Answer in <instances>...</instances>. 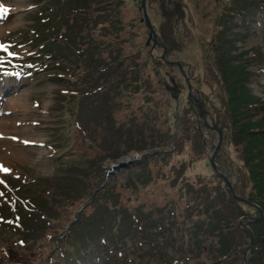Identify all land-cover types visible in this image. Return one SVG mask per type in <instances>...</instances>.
I'll use <instances>...</instances> for the list:
<instances>
[{
    "label": "rangeland",
    "instance_id": "374dc122",
    "mask_svg": "<svg viewBox=\"0 0 264 264\" xmlns=\"http://www.w3.org/2000/svg\"><path fill=\"white\" fill-rule=\"evenodd\" d=\"M0 1L11 10L0 44L14 53L0 51V121L14 125L0 144L11 150L0 156V264H242L248 247L246 262L252 234L236 229L238 248L219 257L210 227L223 214L247 227L264 208L233 198L209 159L249 195L228 88L244 80L260 96L242 122L264 129V0H144L163 57L141 0ZM165 60L181 63L200 107ZM20 92L26 106L9 109ZM49 191L69 196L48 197L63 222L83 212L65 239L50 214L46 233L23 234Z\"/></svg>",
    "mask_w": 264,
    "mask_h": 264
},
{
    "label": "trees",
    "instance_id": "16d2710c",
    "mask_svg": "<svg viewBox=\"0 0 264 264\" xmlns=\"http://www.w3.org/2000/svg\"><path fill=\"white\" fill-rule=\"evenodd\" d=\"M225 66L232 69L229 71V75L234 73V69L237 64L232 63L234 66H229L230 62L225 58L224 60ZM233 67V68H232ZM228 73V72H227ZM237 73V72H235ZM228 77V76H227ZM234 77V75H233ZM231 80H235L232 78V75L228 77ZM227 79V78H226ZM237 79V78H236ZM230 89L229 99H236L235 103L232 104L231 109L235 110L234 114V121L242 122L245 121L244 116L247 114V110L252 108L253 103H260L257 96L252 92L248 91V87L246 86L244 80H241L238 85H235ZM232 110V112H233ZM249 118V117H248ZM243 119V120H242ZM247 120V119H246ZM236 122V123H237ZM237 123L236 127V135L238 138L243 141V148L244 151V160L245 165H247V169L249 171V181L252 182V188L249 192V195H240L245 199L258 204L260 209L264 208V129L251 130L246 129L243 126V123ZM235 123V124H236ZM144 169H140L139 171L135 172L136 177L139 176L140 173H143ZM53 197L54 199H67L69 196L64 193L53 192L51 195V191L47 193L44 199L38 202L37 207L33 208L32 210V217L34 219L35 225H25V230H23V234H27L29 237H36L37 235H42L46 233L47 225L44 223L46 219V215H53V217L58 221V223L63 222L60 220L59 212L60 210L56 207L55 203L50 202V198ZM48 198L46 201L45 199ZM233 198H231L232 200ZM249 205V204H248ZM209 211H214V209L210 206ZM240 214H243L241 212ZM220 216V215H219ZM229 220L228 214H223L220 218V222H217L216 225L210 227L211 231H214L217 237V250L220 254L219 257L226 256L230 251L234 248H238V244L236 245L235 242H231L233 239V232L236 229H243V231L247 235H253L252 244L249 248V251L246 256L247 264H264V253L260 252L259 244L264 245V215L262 214L259 219H246V222L250 223L247 227L243 226V220L237 221L236 225L230 226L227 225ZM84 222L83 212L78 214L77 216H73L72 220L68 222H63V232H59V236H63V239L68 237L69 233L75 232V230L81 226ZM72 223V224H70ZM225 224V225H223ZM67 230V231H66ZM69 232V233H68ZM93 235L97 236L100 234V230L94 231ZM94 237L89 238V240H93ZM248 242V240H247ZM62 244V243H61ZM236 245V246H235ZM60 249V243L57 246ZM259 249V250H258ZM63 252V251H62ZM261 253V255H260ZM70 263L78 264V260L73 255H70L69 258ZM52 261V260H51ZM51 261L48 259H44L41 261V264H50ZM223 264H233V257L229 258Z\"/></svg>",
    "mask_w": 264,
    "mask_h": 264
},
{
    "label": "water",
    "instance_id": "95a60500",
    "mask_svg": "<svg viewBox=\"0 0 264 264\" xmlns=\"http://www.w3.org/2000/svg\"><path fill=\"white\" fill-rule=\"evenodd\" d=\"M141 6H142V11H143V15H144V18H145L146 24H147L148 29H149L147 41H148L150 38H152L154 43H157V44L161 45V46L163 47V52H162V54H161V57H163V56H164V53L167 52V47H166V45H165L163 42H161V41H157V39H156V36H155V30H154V28H153V24L151 23V21H150L148 15H147V12H146V9H145L144 0H141ZM165 61H166V63H168V64H172V63H174V64H176V65L178 66V68H179V70L181 71V73L185 76L186 85H187V88H188V96H192V97L197 101V103H196L197 106L200 107L199 95H197V96H193V94H192V92H191V89H192L193 87L191 86V84H190V82H189V79H188V76L186 75L185 71L183 70V67H182L181 63H180L178 60H165ZM196 92H197V91H196ZM212 128H215V129H216V131H217V133H218V137L220 138L221 135H220V130H219V128H218L216 125H213ZM212 157H213V156H211L210 159H209V160H210V165H211L212 168L218 173V175H220V176L224 179L226 185L228 186V188H229V190H230V192H231V196H232L233 198H235L236 200H239V201L245 202V203H247V204L255 205L254 202H251L250 200L245 199V198H243L242 196H240L239 194L236 193V191L234 190L233 184H232V182H231V178H228V177L225 176L221 171H219L218 169H216V166L214 165V162H213V158H212ZM122 163H124V162H119V164H122ZM255 206H256V205H255ZM261 215H262V213L259 212L258 216H252V217H250V220H251V219H259V217H260ZM250 244H251V239H250V241H249V245H250ZM247 250H248V247L245 249V252H244V254H243V256H242V264H246V262H245V253L247 252Z\"/></svg>",
    "mask_w": 264,
    "mask_h": 264
},
{
    "label": "bare ground",
    "instance_id": "6f19581e",
    "mask_svg": "<svg viewBox=\"0 0 264 264\" xmlns=\"http://www.w3.org/2000/svg\"><path fill=\"white\" fill-rule=\"evenodd\" d=\"M0 3H1V1H0ZM0 30H1V27H0ZM24 93H25V91H23ZM25 96H23V94H22V92H20V93H14V94H12L8 99H7V105H8V108L9 109H11V110H18V111H20L21 109H23L25 106H26V99L24 98ZM5 104H6V102H5ZM28 107V106H27ZM5 109H7V108H5ZM6 111V110H5ZM12 113V112H11ZM13 113H15V112H13ZM18 113V112H17ZM16 113V114H17ZM4 114V113H3ZM6 115V114H5ZM8 115V114H7ZM14 116V115H13ZM12 116V117H13ZM6 117V116H5ZM4 119V118H3ZM7 120V119H6ZM8 122V121H7ZM12 123V122H11ZM10 124V123H9ZM7 127L8 128H13L14 127V125H13V123L10 125V126H8V124L6 123V121H0V144L1 143H4V142H6V140H5V138H4V132L6 133V130H7ZM21 129H23V128H21ZM9 130V129H8ZM17 130V129H16ZM25 132V131H24ZM8 135H9V133H8ZM10 136V135H9ZM28 136H30V134L28 135ZM8 137V136H7ZM12 137V136H11ZM11 137H9V139H8V141L10 142V141H12V140H14L13 138H11ZM25 137V136H24ZM31 138V137H30ZM29 138V139H30ZM17 139V138H16ZM15 143H16V141H14ZM5 145V144H4ZM13 149H15V148H13ZM2 150V149H1ZM8 151H9V149H8ZM2 152V154L0 155L1 157H3V156H5V155H8V153H10L11 152V150H10V152H7V151H1ZM15 153V152H14ZM17 154V153H16ZM15 154V155H16ZM11 155V154H10ZM14 155V156H15ZM13 156V155H12ZM3 161V160H2ZM5 162V161H4ZM1 165V164H0Z\"/></svg>",
    "mask_w": 264,
    "mask_h": 264
},
{
    "label": "snow or ice",
    "instance_id": "6c2138e0",
    "mask_svg": "<svg viewBox=\"0 0 264 264\" xmlns=\"http://www.w3.org/2000/svg\"><path fill=\"white\" fill-rule=\"evenodd\" d=\"M10 11H11L10 8L6 7L3 3H0V21L5 19ZM0 51L6 52L8 56L14 55V53L8 51V46L5 44H0ZM0 66H2V61H0ZM25 143H28V141H25ZM0 171L8 173L10 170L0 165ZM2 183L4 182L0 181V184ZM0 195H3V193H0Z\"/></svg>",
    "mask_w": 264,
    "mask_h": 264
},
{
    "label": "flooded vegetation",
    "instance_id": "af4514ba",
    "mask_svg": "<svg viewBox=\"0 0 264 264\" xmlns=\"http://www.w3.org/2000/svg\"><path fill=\"white\" fill-rule=\"evenodd\" d=\"M199 99H200V97H199ZM190 100L191 101H193L194 100V98L192 97V96H190ZM199 102H200V100H199ZM201 103V102H200ZM194 104L196 105V102H195V100H194ZM193 105V104H192Z\"/></svg>",
    "mask_w": 264,
    "mask_h": 264
}]
</instances>
